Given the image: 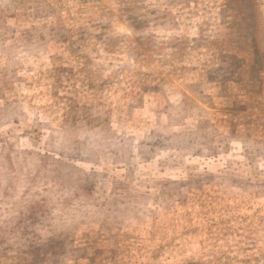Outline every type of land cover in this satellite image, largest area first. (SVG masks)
I'll return each instance as SVG.
<instances>
[{
    "label": "rangeland",
    "instance_id": "rangeland-1",
    "mask_svg": "<svg viewBox=\"0 0 264 264\" xmlns=\"http://www.w3.org/2000/svg\"><path fill=\"white\" fill-rule=\"evenodd\" d=\"M0 264H264V0H0Z\"/></svg>",
    "mask_w": 264,
    "mask_h": 264
}]
</instances>
